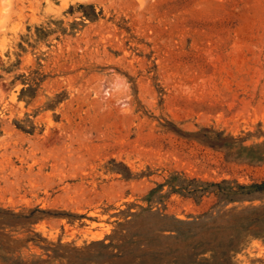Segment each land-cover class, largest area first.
Listing matches in <instances>:
<instances>
[{"label":"rangeland","instance_id":"374dc122","mask_svg":"<svg viewBox=\"0 0 264 264\" xmlns=\"http://www.w3.org/2000/svg\"><path fill=\"white\" fill-rule=\"evenodd\" d=\"M247 229L264 264V0H0V264H192Z\"/></svg>","mask_w":264,"mask_h":264},{"label":"trees","instance_id":"16d2710c","mask_svg":"<svg viewBox=\"0 0 264 264\" xmlns=\"http://www.w3.org/2000/svg\"><path fill=\"white\" fill-rule=\"evenodd\" d=\"M256 233H250L249 229L244 234H237L233 233L227 236L226 242L223 244H220L221 250H222V259H217L215 257V252L212 248H217L219 246L218 244L214 245L215 247H210V249H203L202 252H199L197 254H191L193 255L192 258V264H236L234 262L235 256L237 253H239L245 246V244L248 242L249 239L258 237ZM159 238L163 240H169V239H176L173 235H164L163 232L159 234ZM195 245H190V250H195ZM210 253L208 258L202 257L204 254ZM201 256V257H199ZM200 258V259H198ZM176 258L174 256H171L170 258L166 257V259L163 260L162 264H176Z\"/></svg>","mask_w":264,"mask_h":264}]
</instances>
